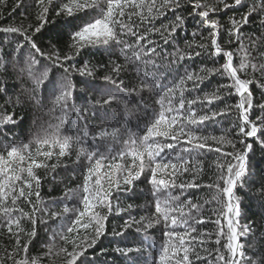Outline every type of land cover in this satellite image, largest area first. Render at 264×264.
<instances>
[{"label":"trees","instance_id":"1","mask_svg":"<svg viewBox=\"0 0 264 264\" xmlns=\"http://www.w3.org/2000/svg\"><path fill=\"white\" fill-rule=\"evenodd\" d=\"M136 2L139 3V0ZM148 2L149 0H145L146 4ZM159 2L160 0H157V6ZM226 2L232 4L233 0ZM258 2L259 0H243L242 6L225 10L220 0H180L181 7L176 9L175 13L170 9H164L163 16H155V9L152 16H149L147 7L138 9L130 6L125 9L126 13L140 14L133 15L130 21L127 16L123 19L138 35L144 34L152 27H159L162 23L170 24L175 20V15L182 16L184 24L177 29L168 44L163 42L160 33L149 32L147 39L155 42L152 45H148L147 40L137 44L136 37L126 33L121 34L117 26L116 31L121 42L110 41L107 45H87L79 50V54L76 48H71L70 51V47L75 43L71 34L96 18L99 15V8L77 12L72 16L57 15L58 8L52 9L58 6L61 0H53L46 17L47 23L40 32H36L35 29L39 25L38 13L42 11L36 0H5L0 4V29L9 27L20 29L17 33L0 31V120L6 115L13 118L12 123L0 122V156H4L7 160L6 167L11 166L7 174H0V180H3L5 175L20 177L15 181L16 191L12 194L18 197L16 203L13 204L12 196H9L0 204V264H21V262L22 264H67L65 249L68 252L72 251L73 244L63 239L65 235L72 237L77 245L82 244L85 247L95 238V232L91 227L87 230L79 228L71 234L67 233V228L72 225L78 213L70 212L61 217L50 215L52 212H62L65 205L83 210L81 200L84 195L87 169L89 166H94L95 161L99 159V154L93 156L92 160L88 159V155L94 151L104 157L96 175L101 177L102 188L110 191L111 211L103 206L93 208V212H98L101 217H107L104 221L105 231L95 244L87 247L85 255L80 257L78 264H157L161 246L166 240L163 218L155 211L157 199L160 200L161 207H165V199H168V206L171 207L179 203L186 204L189 199L198 205V209L190 210L187 206L184 209L186 213L190 211L195 220L203 218L204 222L195 223L196 231L191 233V236L198 238L191 240L184 227L175 229L185 236L186 246L195 248V252L201 257L197 260L195 254L190 253L192 264H223L216 259L219 254H223L225 259L232 258L225 247L228 243L225 216L228 215L229 200L222 192L225 184L220 179L222 172L227 175V163H235L232 157L225 155L233 151L230 144L208 140L204 149L191 150V146L182 138L175 150L166 151H172L174 157L175 151L180 147H189V153L184 155L189 161L186 166L191 170L183 172L185 166L183 162L174 159L173 163L181 169L177 173L176 187L161 188L155 196L152 195V186L144 181L143 175L141 177L143 182L137 181L134 185H125L123 178L127 175V170L133 167L132 157L127 155L129 148L145 153L144 175L151 176V168L155 165L150 164L142 137L160 111V104L157 102L160 96L164 95L173 84H178L186 72L205 76V73L200 72L202 67L219 68L225 62L222 56L214 54L210 36L213 30L202 23L203 18L190 14L196 3L202 6L197 11L209 10L207 19L217 21L218 28L215 30L218 32L217 40L222 47L233 52V67L238 69L242 60L249 64L247 72H239L241 78L254 81L264 79L258 70L254 71L251 68V64H256L258 67L259 64L264 63V59L261 58V53L264 52V26L260 24L261 13H253L249 22L239 29L237 34L241 37L240 41H235L233 38V43H225L228 40L227 30L232 27L231 20H240L248 7ZM18 3L22 6L16 7ZM97 3L106 9V0H97ZM213 7L219 10L211 11ZM142 16L144 19L141 18ZM23 32L31 36L40 49L39 53L31 49L30 43H25L24 35L21 34ZM164 35L167 36L168 33L165 32ZM126 44L131 46L126 47ZM200 44H205L207 47L201 49ZM150 47H154L156 51L149 52ZM196 52H200V55L195 56ZM188 53H192L191 58L188 57ZM57 54L60 55L59 62L56 61ZM65 54L72 59L63 60ZM180 55H184L185 58L181 60ZM85 64L91 71L90 75H82L77 71ZM117 65L119 69L114 71ZM106 77L110 79H105ZM39 79H43L45 83L37 87ZM66 82H70L72 86V98L68 102L67 110L63 108L62 103H56V96L60 95ZM232 83L233 81L226 74L208 76L199 88L194 90L193 82L187 81L185 85L187 90L183 92V96L186 100H191L220 88L221 94H224L223 102L214 101L209 105L204 101L192 106L198 114L208 113L209 108L218 111L225 104L235 106L238 103L239 96L233 88L220 87L230 86ZM250 90L254 105L264 103L262 90L256 83L250 85ZM109 96H113L115 100L104 104L103 101ZM179 98L180 91L177 89L174 103L178 104ZM73 106L79 110L84 118L83 121L79 119L76 111L72 110ZM184 111H188L187 104ZM250 112L253 120L261 114L259 108ZM65 117L66 122L61 125V119ZM239 122V110L233 107L227 114L190 127H194L200 135L233 140L237 145L236 151H240L242 145L239 144V140L244 138L236 134L238 132L236 125ZM65 136L71 139L64 156H59V145L39 143L44 138L56 137L62 140ZM93 137H96L95 144ZM132 138L136 139L134 145L131 144ZM157 139L174 143L171 138ZM253 139L247 138L246 142L253 143ZM126 141L129 143L126 144ZM23 144L29 145L28 150L21 153L24 159L8 160L7 151L12 146ZM217 148L220 149L219 152L215 151ZM37 149L41 152L53 153L46 161L48 167L35 168L33 165L35 175L40 178L38 189L35 181H32L33 191H39V202L35 195L27 200L19 197L20 188H24L25 192L28 191L25 181L30 179L27 168L32 165V157L38 163L45 162L43 156H35ZM122 149L126 152L124 157L118 155ZM253 149L247 157L246 180L242 185L237 184L232 200L240 206L239 227L251 224L255 231L254 236L249 234L247 237H240V243L244 245L245 257L257 261L258 264H264V190H262L264 149L259 143H255ZM29 153L32 155L30 156ZM139 163L140 160H137L136 165ZM115 165H119V169L114 168ZM110 168L113 169L111 178L119 181L118 189L113 186L109 190L108 177L105 173H108ZM166 173L158 174L157 178L170 179L171 167ZM188 182L197 183L200 187L191 189L179 187L181 183ZM216 185L219 187L217 188ZM66 193L72 196L71 200ZM169 194L180 196V201L171 200ZM129 205H132L131 209L128 208ZM4 208H9L11 211L5 214ZM89 215L91 216L92 213ZM171 215L180 219L179 210L172 212ZM141 217L144 219L141 220ZM33 219L36 220L35 225L32 223ZM133 219L140 223L134 224L125 231V222ZM216 219H220V225L213 222ZM10 220H19V227L13 223L9 231ZM148 223L153 226L145 230ZM221 228L223 232L219 237L220 243L217 244V234L221 232ZM33 229L36 235L29 236ZM201 232L205 233L203 237L199 236ZM17 236L20 241L19 246L16 243ZM169 243H178V241L173 238ZM128 247L140 248L141 251L121 255L115 250ZM179 255L182 257L183 253ZM236 259L243 260L239 256Z\"/></svg>","mask_w":264,"mask_h":264},{"label":"snow or ice","instance_id":"2","mask_svg":"<svg viewBox=\"0 0 264 264\" xmlns=\"http://www.w3.org/2000/svg\"><path fill=\"white\" fill-rule=\"evenodd\" d=\"M5 0H0V4H3ZM107 7L106 9L100 7L97 3V0H61V3L53 7L52 10L57 11V15H66L72 16L73 14L81 11H86L88 9H96L99 8V15L96 18H93L91 22L87 23L85 26L80 28L79 30L73 32L71 34L72 40L75 42L71 48L77 49V54H79V50H82L87 45H96L103 44L107 45L110 41L121 42L118 39V34L116 31L117 26L119 27V32L121 34H130L133 37H136V43L139 44L141 41L147 40L148 45H152L155 42L147 39L149 32L160 33L163 37V42L168 44L170 39L174 37V34L177 32V29L182 27L184 24V18L180 15H175V20L170 22V24H161L159 27H152L147 29L144 34L138 35L136 31H133V27L125 22L123 19L127 16V19L130 21L133 15H139L140 13L135 12H125L130 6H134L138 9H143L147 7V12L149 16H152L153 10L155 9V16H163L164 9H170L175 13V10L181 7L180 0H160L159 6H157V0H149L146 4L145 0H139V3L136 0H106ZM36 3L42 8V11L38 13V21L39 25L36 27L35 31L40 32L44 25L47 23V15L50 11V6L53 5V0H47V4H45V0H36ZM220 3L223 6V9L228 10L235 6H242L243 0H233L232 4L226 2V0H220ZM22 4L18 3L16 7H21ZM202 6L199 3H196L193 7L191 15L198 16L202 19V23L207 25L213 31L210 32L211 36V46L214 49V54L217 56H222L224 58V63L219 68H201L200 72L205 73V76H201L199 73L194 72H186L185 76L182 77L178 84H173L171 88H168L167 92L164 95L160 96V99L157 101L160 104V111L156 116L154 123L147 128L146 133L143 135L142 140L144 142V147L146 149L147 157L150 161V164H154L155 167L151 168V176L144 175L145 165L143 163L144 152H137L134 148L127 149V155L132 157L133 167L127 170V175L124 176L123 182L125 185H134L135 182L141 181V177L143 175L144 181H147L153 189L152 195L155 196L158 191L163 189H168L169 187H176V177L177 173L181 171V169L177 166L176 163H173V160H180L185 165L182 169L183 172H189L191 169L186 165L189 163L187 157L184 155L185 153H189V147H180L178 151H175V156L173 157L172 151L166 150H175L176 146L181 143L182 138L184 142L191 146V150L196 149H204L207 146L208 140H215L217 143H228L233 148L232 152L225 153L226 156L232 157L235 163L228 162L226 165L227 175L221 173L220 179L224 181L225 187H223L222 192L228 197L227 204V213L225 216L228 228V243L225 247L231 253V259H225L223 254L217 255L216 259L218 261H222L223 264H258L257 261H252L245 257L244 253V245L240 243V237H247L249 234L255 235V231L253 225H244L242 228L239 227L238 217L240 216V206L237 202L232 200L234 195V189H236L237 184L241 185L246 180V171H247V157L248 153L253 151V145L255 143H259L261 148L264 149V103H260L258 105H254L252 101V92L250 90V85L256 83L257 86L262 90L261 94L264 96V79L259 81H254L250 79H243L239 75V72H247L249 68V64L245 63L243 60L241 61L239 68L233 67V52L226 50L221 46V43L218 42L217 36L218 32L215 31L218 28V23L215 20H208L209 10L197 11ZM15 10V9H14ZM211 11H218L219 9L213 7L210 9ZM261 13L260 24L264 26V0H259L258 3L252 4L248 7L245 15L240 19H232L231 25L232 27L227 30L228 32V40L225 41L227 44L233 43V38L235 41H240L241 37L238 35L239 29L249 22V18L253 17V13ZM153 16V19H155ZM144 19V17H141ZM233 29L236 31L234 32ZM0 31L17 33L20 32V29L15 27H9L0 29ZM167 32L168 35L165 36L164 33ZM24 35L25 43L31 44V49L34 52L39 53L40 49L37 47L35 42L32 40L31 36L27 34V32L21 33ZM126 47H130L131 45H125ZM199 47L201 49L206 48L205 44H200ZM149 52H155L156 49L154 47L148 48ZM43 55V53H41ZM189 58L192 57V53L187 54ZM200 52H196L195 56H199ZM181 60L185 58L184 55H180ZM261 58L264 59V52L261 53ZM51 59V57H49ZM72 59L71 56L65 54L63 56V60L67 61ZM56 61H60V55L57 54ZM62 66V65H61ZM251 68L256 71L258 70L262 76H264V63L259 64L257 67L256 64H251ZM119 66L117 65L114 68V71L118 70ZM82 75L83 74H91V71L87 64H85L82 68L77 69ZM219 74L224 76L225 74L233 81L230 86L221 85L220 87H231L234 89L235 93L239 96V101L235 106L227 105L218 111H214L209 108L208 113L206 114H198L195 109L192 108L193 105L198 102L203 103L207 101L209 105H211L214 101L223 102L224 94H221L220 88H217L216 91L212 93H204L203 96H197L194 99L186 100L183 96V92L186 89L185 85L187 81L193 82V90L199 88L200 84L204 82V80L211 75ZM105 79H110V77H106ZM115 83V81H112ZM198 82V83H197ZM45 81L43 79L37 80V87L43 85ZM123 83V82H121ZM179 89L180 98L178 104L174 103V98L176 95V91ZM72 98V86L70 82H66L63 84L62 91L60 95L56 96V103L63 104V108L65 110L68 109V102ZM115 100L113 96H109L107 100H104V104H108L110 101ZM188 106V111L185 112V105ZM247 105V107H246ZM233 107L239 110V123L236 125L238 128V132L236 133L238 137H243L244 139L239 140V144L242 145V150L236 151V142L233 140H226L225 137L217 138L215 136H205L200 135L194 127L198 124H203L205 121L214 120L215 117L227 114ZM256 108H259L260 115L256 116L255 119H251V111H254ZM73 111H76L79 119L83 121V116L80 114L79 110L75 109L73 106ZM66 117L61 119V125L66 122ZM2 123H12L13 118L10 115H6L0 120ZM106 132V131H104ZM259 133V135H258ZM100 137V133L98 134ZM160 138H171L174 143L162 142L157 139ZM247 138H254L253 143H247ZM71 137L65 136L62 140L52 137V138H44L39 141L41 144H50L51 146L59 145V156H64L66 149L69 147V140ZM93 143L96 140V137H93ZM126 144L129 142H125ZM136 139H131V144H135ZM95 144V143H94ZM29 145L23 144L20 146H12L10 150L7 151L8 160H23L24 156L21 155L22 152L28 150ZM215 151L219 152L220 149L217 148ZM99 154V159L95 161L94 166H89L87 169V173L84 180V187L81 203L83 204V210L81 211L78 208H69L65 205L62 209V212H52L50 213L53 217H61L70 212H76L78 215L75 220L72 222V225L67 228V233L71 234L77 231L79 228H83L85 230L90 227L95 232V238L90 241L87 247H91L92 244L96 243V240L99 239L105 231L104 221L107 219L106 216L101 217L98 212H93V208L96 206H103L108 208L109 212L111 211V204L109 202L110 191H105L101 186V177L96 175L101 167V160L104 159L103 155L94 151L90 155H88V159L92 160V157ZM126 154L125 150L122 149L118 155L124 157ZM31 156L32 154L29 153ZM53 155L52 151H43L41 152L37 149L35 156H43L45 158L44 163H38L34 157H32V165L27 168L29 180L25 181L27 185L28 191L25 192L24 188L19 189V197H24L26 200L35 195L38 198L39 202V191H33L32 189V181H35L36 188H39L40 178L35 175L33 171V165L35 168L40 167H48L46 161L48 158H51ZM140 160L139 165H136V161ZM199 164L200 162H196ZM7 164V160H5L4 156H0V174H7L9 172V168L11 167ZM55 167V165H53ZM171 167L170 179L165 178H157L158 174H167L166 170ZM220 167H225V165H220ZM114 168L119 169V165H115ZM195 168V165H194ZM199 170V169H196ZM14 171V170H13ZM23 171V170H22ZM113 169L110 168L108 173H105V176L108 177V185L109 190L115 186L117 189L119 188V181H114L111 178ZM95 179L93 180V177ZM20 177L16 175H5L3 180H0V204H2L9 196H12L13 204L16 203L18 199L17 196L12 195L16 188L14 187L15 181L19 180ZM143 182V181H141ZM91 183V187H90ZM181 188L191 189V188H199L200 185L194 182L181 183L179 185ZM211 187V185L209 186ZM218 188L219 185H216ZM262 190H264V183H262ZM69 200L72 199V196L66 193ZM170 196V199L173 201H180V196ZM165 207H161V202L159 199L156 201L155 211L160 214L163 218L164 223V236L166 237L165 243L161 246L160 254L158 257L157 264H192L190 260V253L195 254L196 259L200 260L201 257L199 253L195 252V248L186 246L185 244V236L181 235L175 229L178 227L186 228L187 234L191 236L192 232L196 231L194 227L195 223H203V218L201 220H195L189 212H185V207L187 206L191 209H198V205L192 203L189 199L186 204L179 203L175 207L168 206V199L164 201ZM129 209L132 208V205L128 206ZM179 210L180 219L178 220L175 215H171L172 212ZM3 211L5 214L9 213L11 209L4 208ZM22 211V210H21ZM89 213H92L90 216ZM35 213L33 212V215ZM70 218V217H69ZM71 219V218H70ZM144 218L141 217V220ZM189 221H192L190 223ZM160 222L159 220L157 221ZM216 225H220V219H216L213 221ZM16 224L19 227V220H10L9 221V231H11V225ZM33 225L36 224V220H32ZM140 221H136L135 219L125 222L124 229L125 231L131 228L134 224H139ZM151 223H148L145 226V230L147 228L152 227ZM139 231V228L137 229ZM223 229L221 228V232L217 234L216 243H220V234H222ZM123 234V233H119ZM35 229L29 233V236H35ZM205 233H199L200 237H203ZM173 238H175L178 243H169ZM197 236H191V240H196ZM63 239L70 244H73V250L68 252L65 249L67 254V264H78L80 262V257L85 255L87 251V247L81 245H77L76 241L65 235ZM191 241H189L190 243ZM17 246H19V237L17 236L16 240ZM25 252L27 251V246L24 248ZM121 255H127L132 252H140V248H117L115 249ZM219 251V250H217ZM183 253L182 257L179 253ZM239 256L243 258V260L236 259ZM22 264V262H21Z\"/></svg>","mask_w":264,"mask_h":264},{"label":"water","instance_id":"3","mask_svg":"<svg viewBox=\"0 0 264 264\" xmlns=\"http://www.w3.org/2000/svg\"><path fill=\"white\" fill-rule=\"evenodd\" d=\"M232 199H233V197H232Z\"/></svg>","mask_w":264,"mask_h":264}]
</instances>
